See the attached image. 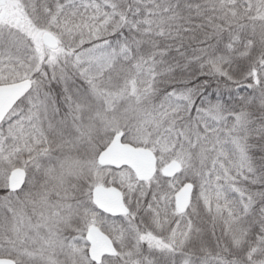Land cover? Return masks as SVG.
<instances>
[{
	"label": "trees",
	"instance_id": "16d2710c",
	"mask_svg": "<svg viewBox=\"0 0 264 264\" xmlns=\"http://www.w3.org/2000/svg\"><path fill=\"white\" fill-rule=\"evenodd\" d=\"M10 1L21 6L34 2L42 12L49 11L53 14L60 7H63V11L65 7L69 13L77 12L84 6L85 0ZM237 1L95 0L96 5L108 2V10L126 11L127 8L124 25L110 35L107 40L109 43L106 44L111 46L114 61L104 74L96 79L101 83L99 89L115 94V98L108 115L101 119L98 110L102 109V106L104 108L105 103L103 98L91 93L96 89L88 86L85 79L73 78V86L68 89L72 92L70 101L67 89L59 87V76L54 77L56 67L46 63V66L41 65L37 72H42V77L34 73L31 88L33 89L34 84L40 85L34 100H40L45 95L42 90L46 89L47 85L49 91L55 94L54 98L49 95L54 104L47 95V107L50 110L48 109L47 115L43 114L44 118H48L44 131L48 140H54L49 146L50 152L46 153L48 157L44 158L43 163L41 160L42 167L38 169L37 174L33 177L30 172L31 175H28L27 183H31L30 180L36 183L32 184L31 188L25 185L28 194L22 196L24 191L12 192L0 184V240L3 246L7 242L4 237L6 235L8 239L10 232L5 228L10 224L8 214L10 202L16 201L12 199L14 195L19 194L18 200L25 201L27 198L30 203L34 196L39 199V196L44 195L48 207L52 204L53 197L60 195L58 189L62 187L66 192L65 202L75 204L77 211H80L79 217L84 215V210L94 209L89 193L83 190L88 184L85 178H89L86 176L92 172L88 159L97 155L110 142L96 150H87L86 135L91 131L92 134L99 135L105 125L107 129L104 130L108 133L106 139L111 140L115 130H120L124 134V141L139 147L156 149L155 146L161 142V137L177 139L176 148L184 156L183 160L194 167L193 171L185 172L184 180L193 183L194 189L199 186L198 176L206 178V170L212 167L215 159L222 169H228V174H222L221 182L227 185L232 183V186L238 189L237 194L242 195L239 209L235 210L234 207L231 213L234 221L230 227H235L237 233L243 236L244 245L238 254L231 250L226 251L229 258L225 256V259H235L239 264H259L250 262L243 252L249 250L248 246L256 242L255 244L260 245L263 250L264 257V70H261L264 69V13H259L262 17L258 18L247 16L241 7L233 5ZM233 9L237 10L238 17L233 15ZM38 18L41 24H45L43 16ZM12 25L16 26L15 23ZM45 25H41V29L45 28ZM8 38L12 39L1 38L0 35V52L4 47L2 42ZM24 48L25 44L11 51L24 53ZM29 51L25 54H29ZM224 70H227L226 73ZM132 79L141 84L142 88L141 93H133V96L130 95L133 92L130 85ZM32 89L11 111L18 106H30L28 95ZM77 107L79 119L74 115ZM5 118L0 124V131ZM115 126L118 128L115 129ZM211 139H218L215 148L212 147ZM156 154L162 157L160 151L157 150ZM72 163L80 168V173L76 176L69 172ZM168 179L157 172L149 181L138 182L140 185H147L144 189H134L135 193H140L141 196L138 202L129 205L131 213L123 217H108L111 224L123 228L126 235L132 233L130 226H133L140 232H134V238L135 234L141 237L149 236L148 240L156 237L157 241L140 237L143 254L148 250L147 253L155 258L158 256L150 250L155 251L158 248L153 247V243L162 245L167 239L164 233L154 235V230L151 231L143 224V209L158 205L160 198L171 191H161L158 187H167ZM121 189L126 201L129 198L128 189L122 186ZM195 193L192 195L193 203L197 198ZM8 195L11 197L8 198L9 205L2 204L3 197L7 198ZM154 195L155 200L152 199ZM21 204L18 202V205L25 207L24 211L27 213L31 207ZM227 215V212L223 214L226 218ZM214 216L210 213L200 215L206 226L217 224ZM79 217L70 216L72 224L60 227L61 239L66 240L76 230L80 231L82 220H79ZM111 232L115 237V233L112 230ZM131 240L119 241L116 238L119 251L121 252V246L124 247V244L127 248H133ZM57 247L51 250L54 253L51 257H59L57 255L61 246ZM12 251L10 255H6L8 252L2 250L0 256L12 257L18 264H26V261L20 262V248ZM85 257L87 258V253ZM63 258H68L66 264L70 263L68 255ZM108 260L110 263L119 260L121 264L125 263L121 262L124 260L122 254ZM135 260L138 263V259ZM165 264L172 262L168 260Z\"/></svg>",
	"mask_w": 264,
	"mask_h": 264
},
{
	"label": "rangeland",
	"instance_id": "374dc122",
	"mask_svg": "<svg viewBox=\"0 0 264 264\" xmlns=\"http://www.w3.org/2000/svg\"><path fill=\"white\" fill-rule=\"evenodd\" d=\"M97 5L95 0H85L84 6L79 8L77 12L69 13L65 7L64 11L63 7H60L59 10L51 14L49 11L42 12L41 8L39 9L34 2L21 6L17 2L6 0L4 7L0 6V11L14 12V15L8 18L4 17V19L0 18L1 38L12 37V39L8 38V40H11L10 42L8 40L2 42L4 47L3 51L0 52V85L16 83L26 79L34 81L32 78L34 73L37 74L40 66H46L47 63L56 67V70H54L56 72H53L54 77L59 76V87L67 89L70 101L72 99L70 95L72 92L70 93L68 89L73 86L72 80L75 77H82L86 80L88 86H92L99 91L95 90L94 92L91 91V93L103 98L105 106L104 108L102 106V109L98 110V115L101 119L105 115H108L115 94L106 90H100L101 83L97 82L96 79H99L114 61V57L111 54V46L106 44L109 43L107 40H109L110 35L124 25L127 19V8L124 11L123 9L110 7V9H115L113 11L107 9L108 2ZM233 5L241 7L240 9L246 12L245 15H252L253 18L262 17L259 13H264V0H238ZM237 13V10L233 9V15L238 17ZM39 16L44 17L46 25L41 24ZM13 23L16 26H13ZM25 23L29 25L26 26ZM41 25H45L46 27L41 29ZM36 26H40V28H36ZM45 32H49L57 38L59 42L58 48L51 49L43 43L42 36ZM21 35H23V38H21ZM13 37L16 39L14 40ZM24 44L25 48L22 51L24 53H21V51L14 52L16 50L11 51L13 48L19 45L23 46ZM33 47L34 49L32 50ZM28 51L29 54H25ZM262 67L264 68V65ZM224 71L226 73L227 70ZM38 74L42 77V72ZM258 83L261 84V81ZM130 85L133 89V92L130 94L131 96H133V93L142 92L141 84L136 80L132 79ZM48 86L42 90V94L45 95L40 100L35 101L34 97L36 94L38 95L40 85L34 84L33 89L31 88V93L28 95L30 106L26 108L18 106L13 109L5 118L4 124H2L3 128L1 127L2 130L0 131V184L9 190V178L12 171L16 168L24 169L27 172V177L25 184L19 190L21 192L24 191L22 196L29 192L25 185L31 188L33 187L32 184H36L35 182L32 183L31 180V183H27L28 175L30 172L33 177L37 174L38 169L42 167L44 158L48 157L46 153L50 152L49 146L52 145L51 142L54 140V138L48 140L47 133L44 131L48 121V118H44L43 115L48 114L49 108L47 106L49 103L47 95L48 97L50 95L52 98L55 95L54 92L49 91ZM49 100L52 104L55 103L50 97ZM52 111H54V108ZM77 112L78 107L75 108L74 115L79 119ZM69 113L71 114V111ZM104 128L107 129L105 125ZM104 128H102L103 130L100 131L99 135L92 134V131L86 135L87 150H90V148L91 150H96L99 146L108 144L112 141L114 135L120 132V130H115V134L109 140L106 139V134L108 135V133ZM117 128L115 126V129ZM120 133L123 134V132ZM211 140L212 147L215 148L218 139ZM77 141L79 142V140ZM176 145L177 139L168 137L163 139L161 137V142L155 147L160 151L162 157L157 156L155 148L152 149L158 161V174L164 176V167L173 160H177L181 164L179 174L168 179L169 185L167 187L162 188L158 186L161 191L166 189H170L171 191L160 198L158 205L143 209L145 211L143 224L151 229V231L154 230L152 232L154 235L155 233H164L166 235L167 240L165 244L158 245V243L154 242L155 246L151 245V247H157L161 250H150L158 258L149 255L148 250L143 254L144 252L140 243L141 236L135 234L136 237H133L134 232L140 234L137 227L130 226L132 233L126 235L123 228L120 229L117 228L118 226H113L107 217L97 214L96 209H86L83 211L84 215L79 217L80 211H77L75 204L72 205V203L65 202V191L62 187L58 189L60 195L53 197L52 204L48 207L45 203L44 195L39 196V199H36L34 196L35 201L31 200L32 204L27 198L25 201L18 200L19 194L12 197L16 201L15 203L13 201L10 202V213L8 214L10 224L5 228V230L9 229L10 232L8 233V239L6 235L4 237L5 241H7L5 246L2 245V241L0 240V251H6L8 253L5 254L10 255L13 252L12 250L20 248L22 256L20 262L26 261V264H66L68 258L65 260L63 257L67 255L70 257V263L68 264H89L90 260L88 256L87 258L85 257L87 247L85 245L84 233L92 225L99 227L107 225L115 233V239L117 238L119 241L132 239L131 247L133 246V248H127L124 242V247L121 246L120 254L124 258L121 262H125L124 264H133L134 262L135 264H165V261L168 260L172 264H239L235 259H225V256L229 258L225 253L226 251L231 250L235 254H238L240 248L244 245L243 236L237 233L235 227H230L234 221L231 213L234 207L235 210L239 209L242 195L237 194L238 189L232 186L231 182L228 185L225 182H221L222 174H228L229 170L222 169L220 167L221 164L215 159L212 167L206 170L209 177L204 176L206 179L201 175L198 176L199 186L196 189L194 187L192 192V195L196 192V201L194 203L191 201L188 210L182 213L176 207L175 194L187 183L184 181L186 177L185 172L189 173L193 171L194 167L189 162L185 163L183 160L184 156L176 148ZM141 147L146 148L144 146ZM99 153L100 151L97 155H92L90 159L85 158L89 160L90 171L92 172H90L89 176H86L89 177L85 178L88 184L83 190L87 191L90 196L91 190L95 185L102 184L108 186L112 184L120 188L122 186L128 189L129 198L126 200L127 205H133L135 201L138 202L141 194H136L134 189L137 187L144 189L147 183L140 185L138 182L142 181H138L134 171L132 169L130 171L127 167L116 169L109 166H100L97 162ZM69 172H72L76 176L80 173V168L75 163H72L70 164ZM152 197L155 200V195ZM8 198L11 197L9 195L7 198L3 197L2 204H7L10 201ZM237 200L239 201L236 204ZM18 202L31 208L26 213L24 211L25 207L22 204V206L18 205ZM12 203L14 206H12ZM83 203L84 201L81 204ZM231 204H236V206ZM135 210L137 212L138 209L136 208ZM225 212L228 213L227 218L223 216ZM203 213L215 215L214 219L217 220V224H211V226L204 225V222H202L203 218L200 217ZM70 216L79 217L78 219L82 220L81 229L80 231L78 230V233L75 232L69 236L68 239H61V228L73 222ZM143 236L141 238L148 240L149 236ZM148 241H157V238H149ZM255 243L253 242L249 245V250L243 253L250 262L263 264V250L260 249V245L258 246ZM57 246H61V249L58 250L60 253L57 256L63 259L51 257L54 255L51 250L58 248ZM210 253L217 255L212 256ZM15 256H17V253ZM182 257H186V259H182ZM0 258L10 257L0 256ZM11 259L13 258L11 257ZM135 259H138V263H136ZM13 260L18 264L15 258ZM119 261H112L110 263L107 259L102 264H121Z\"/></svg>",
	"mask_w": 264,
	"mask_h": 264
},
{
	"label": "water",
	"instance_id": "95a60500",
	"mask_svg": "<svg viewBox=\"0 0 264 264\" xmlns=\"http://www.w3.org/2000/svg\"><path fill=\"white\" fill-rule=\"evenodd\" d=\"M6 0H0V6L5 5ZM5 13L1 14V18ZM43 43L51 49L59 46L57 38L45 32L42 36ZM33 81H24L0 85V124L14 105L31 89ZM100 166H109L116 169L127 167L134 171L138 181H148L157 171V157L151 148L135 146L123 141V134L116 133L112 141L105 147L97 158ZM181 170V164L177 160L171 161L163 169V175L173 178ZM27 172L22 168L12 171L9 178V190L19 191L26 182ZM194 185L187 182L175 194L176 207L184 213L191 202ZM92 200L96 207L111 216H127L131 209L126 205L123 191L115 185H96L92 190ZM90 243L89 256L95 263L100 264L103 256H116L118 251L110 237L103 233L98 226L92 225L86 234ZM0 264H17L11 258H0Z\"/></svg>",
	"mask_w": 264,
	"mask_h": 264
},
{
	"label": "flooded vegetation",
	"instance_id": "af4514ba",
	"mask_svg": "<svg viewBox=\"0 0 264 264\" xmlns=\"http://www.w3.org/2000/svg\"><path fill=\"white\" fill-rule=\"evenodd\" d=\"M2 8L4 7V5L3 6H1ZM0 7V8H1ZM2 13H5L4 14V17H11V16H13L14 15V12H5L4 10H2V11H0V18H1V14ZM4 17L3 18H1V19H4ZM28 93V92H27ZM15 106V105H14ZM105 148V147H104ZM103 148V149H104ZM102 149V150H103ZM101 150V151H102ZM100 151V152H101ZM103 167V166H102ZM96 186V185H95ZM94 186V187H95ZM93 187V188H94ZM93 188H92V190H93ZM92 190H91V193H90V199H91V202H92V205H93V207H94V210L96 209L97 210V214H99L100 216H105V217H121V216H111V215H109V214H107V213H104V212H102V211H100L97 207H96V205L93 203V200H92ZM124 193V192H123ZM124 198H125V195H124ZM126 202V201H125ZM127 204V203H126ZM128 206V205H127ZM97 226V225H96ZM106 226V227H105ZM105 226H102V227H99V229L103 232V233H105V234H107L109 237H110V239L113 241V244H114V246H115V248L117 249V251H118V255H120V251H119V248H118V245L116 244V239L111 235V227H108L107 225H105ZM91 227V226H90ZM89 227V228H90ZM88 228V229H89ZM88 229L85 231V233H84V237H85V245H86V247H87V249H86V253H87V256H88V258H89V260H90V262L91 263H94V264H97V263H95L93 260H91V258H90V256H89V247H90V243L88 242V240H87V238H86V234H87V231H88ZM76 233H78V230H76ZM118 255H116V256H109V255H105V256H103V258H102V261H101V263L100 264H102L106 259H108V258H116V257H118Z\"/></svg>",
	"mask_w": 264,
	"mask_h": 264
}]
</instances>
